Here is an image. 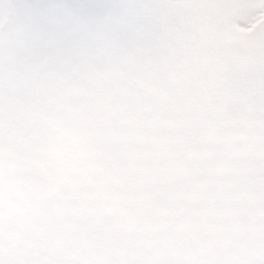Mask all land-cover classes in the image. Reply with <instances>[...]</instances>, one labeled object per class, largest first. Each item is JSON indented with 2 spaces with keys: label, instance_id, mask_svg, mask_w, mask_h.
Instances as JSON below:
<instances>
[{
  "label": "clouds",
  "instance_id": "9594fccd",
  "mask_svg": "<svg viewBox=\"0 0 264 264\" xmlns=\"http://www.w3.org/2000/svg\"><path fill=\"white\" fill-rule=\"evenodd\" d=\"M0 264H264V0H0Z\"/></svg>",
  "mask_w": 264,
  "mask_h": 264
}]
</instances>
